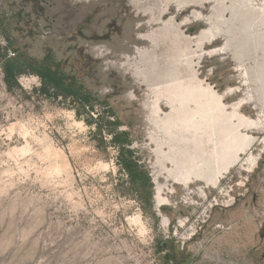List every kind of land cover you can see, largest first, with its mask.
Wrapping results in <instances>:
<instances>
[{"label":"rangeland","instance_id":"rangeland-1","mask_svg":"<svg viewBox=\"0 0 264 264\" xmlns=\"http://www.w3.org/2000/svg\"><path fill=\"white\" fill-rule=\"evenodd\" d=\"M14 50L110 107L152 187L130 192L71 96L0 67V264H264L260 0H0V63ZM234 140L216 186L173 180Z\"/></svg>","mask_w":264,"mask_h":264},{"label":"trees","instance_id":"trees-1","mask_svg":"<svg viewBox=\"0 0 264 264\" xmlns=\"http://www.w3.org/2000/svg\"><path fill=\"white\" fill-rule=\"evenodd\" d=\"M0 67L3 74V81L7 89L18 85V78L22 74H35L40 79L37 88L39 93L54 98L71 96L78 104L76 114H85L88 124H95L94 135L100 142L106 143V135L110 136L107 144L116 149V163L119 170L125 175L130 186V192L143 204H148L151 197V183L148 172L136 150L131 147L132 138L127 130H118L119 119L113 116L111 108H103L94 118L89 114L93 109L91 93L83 87L74 86V79L63 75L60 72V64L45 56L37 61L27 57L18 50L12 51V56L2 55ZM106 107V106H105ZM88 108V112L85 111ZM106 117V119H105ZM114 117V119H110ZM160 250H167L166 243L160 244ZM168 255H164V262H167Z\"/></svg>","mask_w":264,"mask_h":264},{"label":"bare ground","instance_id":"bare-ground-1","mask_svg":"<svg viewBox=\"0 0 264 264\" xmlns=\"http://www.w3.org/2000/svg\"><path fill=\"white\" fill-rule=\"evenodd\" d=\"M260 1H261L262 6H264V0H260ZM240 147H241V144L239 140L232 141L231 145L225 142H221V143L216 142V144L214 145V149H212L213 156H215L214 158L216 160L214 159L212 163L209 162L207 166L204 165L203 167L205 168H201V166H197V164H195V166H192V167H184L182 168V170H179V171L177 170L173 174L172 178L173 180L179 181L182 183H187L192 178L201 179L204 181L206 185L214 187L217 184V177H219L222 174V172L226 170V168L228 167V164L230 163V159L232 157L231 154L233 153L231 149L233 148V151L234 150L237 151L238 149H240ZM194 168H196V171L199 169V171L192 172V169ZM155 199L157 200L158 204H162L167 201V199H165L164 197L160 195L158 188L155 194Z\"/></svg>","mask_w":264,"mask_h":264},{"label":"water","instance_id":"water-1","mask_svg":"<svg viewBox=\"0 0 264 264\" xmlns=\"http://www.w3.org/2000/svg\"><path fill=\"white\" fill-rule=\"evenodd\" d=\"M153 198H155V197L153 196Z\"/></svg>","mask_w":264,"mask_h":264}]
</instances>
